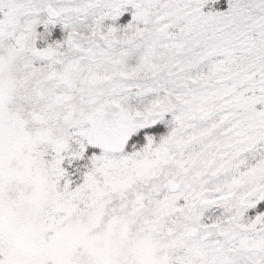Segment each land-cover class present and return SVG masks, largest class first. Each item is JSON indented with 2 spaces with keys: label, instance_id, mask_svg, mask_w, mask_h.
<instances>
[{
  "label": "snow or ice",
  "instance_id": "obj_1",
  "mask_svg": "<svg viewBox=\"0 0 264 264\" xmlns=\"http://www.w3.org/2000/svg\"><path fill=\"white\" fill-rule=\"evenodd\" d=\"M0 264H264V0H0Z\"/></svg>",
  "mask_w": 264,
  "mask_h": 264
}]
</instances>
